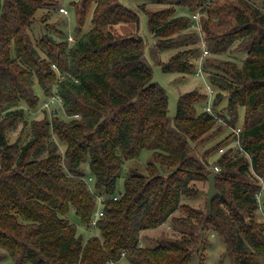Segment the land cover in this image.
Here are the masks:
<instances>
[{
    "label": "trees",
    "instance_id": "obj_1",
    "mask_svg": "<svg viewBox=\"0 0 264 264\" xmlns=\"http://www.w3.org/2000/svg\"><path fill=\"white\" fill-rule=\"evenodd\" d=\"M56 1L0 0V249L15 264H190L194 253L203 263L200 246L216 231L231 264H264L256 201L264 175V10L251 0H163L158 9L79 0L70 3L72 44L54 23L33 38L36 13ZM174 5L200 10L212 106L231 129L242 109L238 136L232 129L208 145L222 125L204 105L197 110L209 95L200 88L181 92L168 112L146 47L151 59L176 50L157 63L183 75L195 73L202 54L190 15H176ZM141 12L153 47L139 32ZM231 52L243 53L240 63ZM35 82L44 97L56 89L68 119L46 109L26 119L25 108L43 105ZM19 122L23 130L10 142ZM143 149L151 151L146 167L127 171L117 191L125 161ZM213 171L211 209L195 206ZM97 194L104 212L94 225ZM262 204L264 212V191ZM71 209L97 234L84 240L67 217Z\"/></svg>",
    "mask_w": 264,
    "mask_h": 264
},
{
    "label": "rangeland",
    "instance_id": "obj_2",
    "mask_svg": "<svg viewBox=\"0 0 264 264\" xmlns=\"http://www.w3.org/2000/svg\"><path fill=\"white\" fill-rule=\"evenodd\" d=\"M71 1H79V0H57L55 3V6L51 8H40V10L36 13L33 21V28L35 29L32 33L33 38H36L39 36L42 32V29L46 30L45 24L54 23L55 26H58L59 28H63V31L65 32V36L67 35V40L69 41V44H72V42L75 39L74 36V22H75V16H74V10L72 5H70ZM126 5H130V7L134 6L136 9H141V5H143L144 8L149 9H158L163 7L166 3L164 1H158V0H121ZM256 5H258L260 8L264 10V0H251ZM161 2V3H160ZM63 7L66 10H68L69 13H64L60 8ZM176 7V15L183 14V15H190L191 12L188 7L185 5H174ZM198 10V9H195ZM43 15H47L45 19L40 18ZM147 18L146 14L144 12L140 13V33L147 39L148 43H150V47L154 46L156 39L153 38V35L149 32L148 25L146 24ZM89 27L88 23H86V29ZM138 30L137 26L134 27V25L130 26L127 25V27H124L125 31H131V30ZM189 29L192 30V28L189 26ZM70 37L72 40H70ZM199 43V41H198ZM196 43L192 44V46H195ZM201 46V45H200ZM151 49V48H150ZM149 45L146 47L145 54L147 55L148 62L151 65V69H153V80L157 81L159 84H161L164 88H166L167 91V100L168 101V112L170 115H173L176 108L177 103V97L181 92L192 90V89H198L200 88L202 91H207L208 88L211 87V83L207 81V71H204L201 73L200 71L195 70L194 74H182L177 72H166L162 71L160 64L157 63L158 61H164L169 58L173 51L176 50H167L162 53H158V55L155 56L154 59H151L149 54ZM202 53V49H201ZM210 55V53L208 52ZM231 55H233L236 58L237 63H240L241 57H243V53L236 54L235 52H231ZM221 57L225 58L228 55L227 54H220ZM33 88L36 92V94L39 96L41 101L44 98V94L37 84V82L34 83ZM199 90V89H198ZM54 92V91H53ZM46 97V96H45ZM205 102H202L198 105L197 110L201 109V107L204 105ZM226 103V99H223L219 105H217L218 110H223V107ZM62 103L54 104L50 107H41L39 110H33L25 108V115L26 119L31 120L32 118H40L42 116L43 109H46L48 112L49 117L52 115V113H58L61 117L68 119L67 115L64 114ZM239 119L237 121V125H239L243 117L242 109L239 111ZM222 125L221 130L217 133H214L209 139V144L212 145L213 142L223 138L227 133L232 131V129L229 127L228 124L221 122L220 120H217L215 125ZM23 130V124L22 122H19L18 125L13 129L9 131V141L13 142L20 134V131ZM60 142V148L63 149V144ZM151 154L150 150L143 149L139 155H137L136 158L130 159L129 161H125L124 169L121 171L120 175L117 177V191H122L123 189V182L125 179V176L129 174L130 169L137 168V169H144L147 164V160ZM218 155L216 154V151H212V154L210 155L209 159L212 163L215 161L214 159ZM92 181V178H89V182ZM88 187L90 190L93 189L92 185L89 183ZM205 191L207 189V184L204 186ZM97 198V197H96ZM98 203V201H97ZM195 206L200 207H206L207 206V197L205 194H200L198 198L196 199ZM208 207V206H207ZM94 215V214H93ZM68 219L70 222H72L77 227V233L82 236V238L85 240L88 237L92 236L93 234H97V230L95 227H85L78 215L75 214L74 209H71L70 212L67 214ZM256 219H260V217H256ZM160 231L159 229L148 231L149 235H156ZM149 237V236H148ZM207 241H205L200 246V252H203V263L200 260V256L197 253H194L191 258L190 264H231L229 256L225 253V244L223 241L222 236H220L216 231H210L206 233ZM0 264H15L9 257H7L6 252L2 249H0Z\"/></svg>",
    "mask_w": 264,
    "mask_h": 264
},
{
    "label": "built area",
    "instance_id": "obj_3",
    "mask_svg": "<svg viewBox=\"0 0 264 264\" xmlns=\"http://www.w3.org/2000/svg\"><path fill=\"white\" fill-rule=\"evenodd\" d=\"M60 10H62L64 13H69L68 10H66L65 8L61 7ZM201 13H200V10H196L194 11L193 13L190 14V27L192 28V30H196L198 32L199 37H200V45H201V49H202V54L201 56L199 57V59L197 60V70L200 71L201 73L203 72V68H201V61H202V57L206 54H208V50L206 48V44H205V40L204 38L202 37V27H201V22L199 21V17H200ZM70 40H72V38L70 37ZM55 68L56 66L53 65ZM208 100L207 102L204 104V106L202 107L203 110L207 111L208 113H212L216 116L217 120H220L221 122L225 123V120L222 119V117L218 116V114L215 113V110L213 109V106H212V97L214 95V88L211 86L208 88ZM43 105L42 107H50V106H53L54 104H58V103H62L61 102V96L60 94L56 91L50 94V95H47L46 97H44L43 99ZM232 129L234 130L235 134L238 136L242 130V128L240 127V125H235L232 127ZM243 150V149H242ZM241 150V151H242ZM219 151H223V148H220ZM215 169L218 170L219 167L218 165H215ZM91 179V178H90ZM264 191V175L263 176H260V186H259V191L256 193V201H257V205L259 207V212L262 213L264 215V212H263V204H262V193ZM116 198V197H115ZM105 200L104 196L102 194H97V206L95 208V211H94V215L91 219V224H94L96 225V222L98 220V218L100 216L103 215V209H102V206H103V201ZM112 264H114L112 262Z\"/></svg>",
    "mask_w": 264,
    "mask_h": 264
},
{
    "label": "water",
    "instance_id": "obj_4",
    "mask_svg": "<svg viewBox=\"0 0 264 264\" xmlns=\"http://www.w3.org/2000/svg\"><path fill=\"white\" fill-rule=\"evenodd\" d=\"M216 172L213 171V173L209 174V178H208V186L206 189V197H207V206H208V210L211 209V202L212 199L214 197V195L216 193H218V190L216 189V185H215V177H216Z\"/></svg>",
    "mask_w": 264,
    "mask_h": 264
}]
</instances>
